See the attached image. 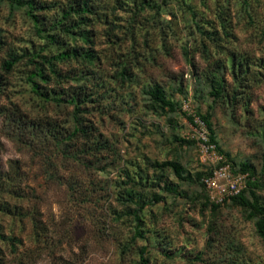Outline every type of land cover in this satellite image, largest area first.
Segmentation results:
<instances>
[{"label":"rangeland","instance_id":"1","mask_svg":"<svg viewBox=\"0 0 264 264\" xmlns=\"http://www.w3.org/2000/svg\"><path fill=\"white\" fill-rule=\"evenodd\" d=\"M236 3L0 0V264H29L42 247L59 249L48 264H83L88 245L73 244L109 211L120 230L93 249L95 264H114L110 249L118 264H140L141 250L147 264H264L251 206L254 195L264 210V54L221 43L241 39L229 31ZM74 49L80 57L53 64L58 77L34 78L48 99L35 95L29 77L42 59ZM11 55L19 60L5 71ZM154 87L169 106L151 98ZM188 117L204 119L218 151L251 172L245 204L209 203ZM141 146L151 151L130 157ZM155 205L182 215L160 227Z\"/></svg>","mask_w":264,"mask_h":264},{"label":"clouds","instance_id":"2","mask_svg":"<svg viewBox=\"0 0 264 264\" xmlns=\"http://www.w3.org/2000/svg\"><path fill=\"white\" fill-rule=\"evenodd\" d=\"M222 3L230 4V0H222ZM237 9H242L238 11L237 20L239 21L238 25L235 28L229 29L232 32H238L241 35V39L239 41L229 39L227 36L221 41L225 49L228 48H239L241 50L248 49L252 52L259 50L262 54H264V0H259V6L257 7L256 0H248L247 4L244 3V0H237L235 5ZM251 9H256L258 15L252 17L255 23H252L249 26V12ZM166 14V13H165ZM187 47L192 50L191 54L195 55V48L199 47L198 45H193L191 43V38L187 43ZM224 53H220L223 55ZM264 83V82H262ZM145 151H151V149H145L141 146L140 153H131L130 157H134L135 159H140L141 154ZM120 164L123 166H127L125 160H121ZM108 202H105L107 205ZM153 205L149 204V207L145 212L150 211ZM155 208L160 210L159 214V226L164 227L165 224L176 218L178 220L179 216L182 215V212L179 210L173 211L170 207L167 210L161 209L160 205H155ZM62 209V219L63 215L68 213V208L66 206H61ZM145 213H142L144 215ZM108 220L107 226H102L100 221L101 220ZM127 219V217H125ZM86 230L82 233V240L80 244H73V249H79L81 244L85 242L88 245V254L85 257L81 255L79 259L82 260L83 264H95V259L92 255L93 249L97 248L100 243L105 244L107 246L110 243V237L117 235V230H120V226H115V229L112 226L111 222V212L109 211L106 216L98 215L94 219H90L85 222ZM106 227L107 231H102V228ZM126 231V235L123 237V240L126 242L130 240L133 236L134 229H122ZM55 251L59 254L58 248H40V249H33L30 254L29 264H48L50 260L51 253ZM108 258L111 259L114 264H118V252L116 255L112 254V250H109Z\"/></svg>","mask_w":264,"mask_h":264},{"label":"built area","instance_id":"3","mask_svg":"<svg viewBox=\"0 0 264 264\" xmlns=\"http://www.w3.org/2000/svg\"><path fill=\"white\" fill-rule=\"evenodd\" d=\"M183 109L184 111L189 110L187 103H184ZM193 122V126L196 128L193 139L196 143L199 160L209 170L201 178V183L210 202L214 205H223L246 189L249 174L234 172L231 163L210 141L205 124L198 117H194Z\"/></svg>","mask_w":264,"mask_h":264},{"label":"trees","instance_id":"4","mask_svg":"<svg viewBox=\"0 0 264 264\" xmlns=\"http://www.w3.org/2000/svg\"><path fill=\"white\" fill-rule=\"evenodd\" d=\"M78 57H80V53L76 49H74V50L64 51V52L59 53L58 55L53 56V57H45L44 59H42L41 68L37 67L36 71L29 77V81L32 85V92L35 95H37L39 98L48 99L44 93L39 91L38 85L34 81V78L39 77V78H41L47 82H50L52 78L58 77V74H57L56 70L54 69V65H53L55 62L64 61V60H67L69 58H78ZM18 60H19V58L17 56L11 55L7 61L3 62V64H2L3 69L5 71H10L13 68V66L18 62ZM218 89L219 88L215 87V93L218 91ZM54 96L55 97H52L51 100H53L57 103H60L64 100L61 97V94H56ZM150 96L153 100H155L157 103H159L162 106H169L170 105L169 102L165 100L163 94L161 93V91L158 87L153 88V91L150 93ZM79 101L80 100L78 99V97L75 96V97H71L68 102L77 105V108H78V106H79L78 102ZM193 118L194 117H188V120L190 123H194ZM198 118L205 124V126L209 132L210 141L216 145L215 141L213 140V138L211 136V128L209 127V125L207 124V122L204 119H202L201 117H198ZM75 132H78V130ZM75 134L76 133L69 135V138L71 139L73 136H75ZM194 145L196 146L195 141H194ZM216 147H217V145H216ZM217 150H218V148H217ZM232 168H233L234 172L248 173L249 174V180L247 182L246 189L244 191H242L238 196L231 198L229 201H232V202L239 201L240 203L245 204V200H243L242 195L245 193L246 190H250V189L254 188V185H255L254 179L251 175V172L248 169H245V168L236 169L233 164H232ZM208 171L209 170L207 169L205 172L200 173V175L198 177V183H200V185L202 187H203V185L201 183V178ZM208 201L212 206H217V205H214L213 203H211L209 198H208ZM229 201H227V202H229ZM251 206H252V210L254 211V213L256 215H259V217H261L256 222V230H257L258 235L264 241V210L261 208L258 198L254 195H252V205ZM132 215H133V217H135L138 220V215H137L136 211L135 212L133 211ZM143 255H144V250H141L140 251V262H141L140 264H147L148 261L146 259H144Z\"/></svg>","mask_w":264,"mask_h":264}]
</instances>
